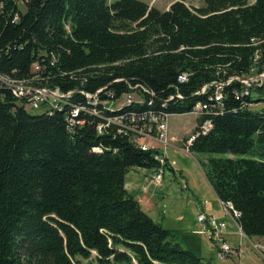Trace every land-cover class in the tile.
I'll list each match as a JSON object with an SVG mask.
<instances>
[{"label":"trees","instance_id":"obj_1","mask_svg":"<svg viewBox=\"0 0 264 264\" xmlns=\"http://www.w3.org/2000/svg\"><path fill=\"white\" fill-rule=\"evenodd\" d=\"M204 3L176 0L160 10L142 0H27L21 13L8 3L0 11V72L39 75L37 83L64 91L107 87L116 97L142 84L155 95L130 106L137 111L183 114L199 100L211 103L195 134L206 119L213 127L191 150L236 155L207 158V179L239 212L244 233L264 237V108L250 107L262 98L252 99L251 88L245 94L239 79L225 85L223 105L197 95L210 82L264 72V0ZM178 90L184 99L169 100ZM68 126L66 108L32 114L0 85V264H215L127 189L130 169L161 167L157 151L113 129L99 134L92 117Z\"/></svg>","mask_w":264,"mask_h":264},{"label":"built area","instance_id":"obj_2","mask_svg":"<svg viewBox=\"0 0 264 264\" xmlns=\"http://www.w3.org/2000/svg\"><path fill=\"white\" fill-rule=\"evenodd\" d=\"M8 1L7 3L0 1V11L6 4L12 3L16 5L18 12L21 13V4L25 5L27 2V0ZM14 18L15 21H18L20 14L17 13ZM34 67L37 68L34 69ZM33 69L35 71L39 70V64L35 63ZM39 77V75H34L33 79L15 78L0 72V85L6 86L18 102L26 108L40 109L46 106L47 109H44V112L50 114L66 108V119L70 129L82 127L88 122L90 117L95 118L99 134L108 133L109 130L113 129L118 134L128 136L142 150L157 151L156 158L160 161V166L166 164L167 157H165V154L176 141L175 136L170 133L169 117L171 113L151 109L137 111L130 108L133 104H145L147 98L144 94L149 93L153 96L155 95L154 91L147 89L142 84L130 85L131 91L125 92L119 97L114 96V91L107 87H101L95 92L85 89L64 91L60 87H50L37 83L36 81ZM189 77V72H183L179 76V81L186 82L189 80ZM233 79L230 78L228 83ZM211 86H215L216 89H212ZM224 86V82L213 81L205 84L198 94L204 96L208 94L210 101H220L223 99L224 90L222 87ZM76 93L81 95L82 98L75 100ZM135 93H138L140 97L136 96ZM248 93L246 91L245 94ZM173 99L183 100L184 95L178 90L177 94L169 100ZM152 103V100L149 101V104ZM217 103L220 104L219 102ZM167 104V102L164 103V105ZM211 105V103L205 100H199L195 104L193 112L199 115L211 114ZM209 123L210 121L206 120L202 125V132L204 134L209 130ZM193 139L194 137L189 139L188 144L191 145ZM96 150L99 151L101 148L97 147ZM161 150L163 151V155H161ZM163 178L164 172L162 167L155 169L153 175L146 177L143 190L148 191L151 186H161ZM184 187L186 188L187 186ZM218 204L223 214L229 216L236 223L239 212L234 208L233 204L223 200H219ZM198 220L207 227H210L212 239L215 240L216 244H221L218 251L219 258L225 259L228 256L240 255V249L234 248L226 240L228 223L224 218L216 216L211 212H202L199 214ZM238 227L242 229L239 225Z\"/></svg>","mask_w":264,"mask_h":264},{"label":"rangeland","instance_id":"obj_3","mask_svg":"<svg viewBox=\"0 0 264 264\" xmlns=\"http://www.w3.org/2000/svg\"><path fill=\"white\" fill-rule=\"evenodd\" d=\"M114 1L115 0H109V3H112ZM142 1H145L151 6H155L159 8L160 10H166L170 8V6L176 0H142ZM248 1L251 4V3H254L256 0H248ZM187 4L191 7H202L204 6L205 3H204V0H187ZM21 9L24 12L26 10V4L25 5L21 4ZM36 68L37 67H34V69ZM231 78L239 79L244 84V86L246 87L245 93L246 91L250 93V88H251L252 99H257L260 97L262 98L258 101H253V104L250 106L251 108L256 109V110H260L264 108V89L262 90L256 89L257 87L264 86V72L257 73V71L254 70V73L248 78L235 77V76H232ZM232 81L229 82V84L232 83ZM224 83L226 85L228 82H224ZM211 87L212 89H216L215 86H211ZM225 87L226 86L222 87L223 90L225 89ZM135 94L136 96L140 97L138 93H135ZM223 94L224 95H223L222 100L220 101L212 100V101L215 103L219 102L221 105H223L224 103L223 101L226 98L224 92ZM197 95L199 94L197 93ZM27 109L32 114H40L44 112V109H47V107L43 106L40 109H33V108H27ZM202 116L203 115L194 113L193 110L190 113L171 114V116L169 117V126H170L171 135L174 136L173 134L174 132L178 134L179 136L184 135V137H182L181 142H180L181 150L171 149L168 152L170 162L171 163L173 162L172 167L166 168L165 165L169 163L168 159H166V164L161 165L163 172H164L163 183L161 184V186H158V187L151 186L149 188V190L152 188L161 189L163 193L166 194L167 199L163 201V198H161V201H163L161 202V204L163 205L165 203V205L168 207L167 209H171V214H172V217L166 221L159 219L158 216L156 217L154 216L153 218L156 221L161 222L165 228L173 231L178 236V239H181V241H182V236L186 232V229H188L186 228L187 225H190V226L195 225L196 228H199L200 225L203 224L205 229H208L211 232L210 227H207L204 223L198 220V216L200 213L210 212L209 210L202 208L203 205L208 204V203L217 205V203H219V200H221L220 198L217 199L213 189L211 188V185L209 184L210 182L207 180L206 171H205L206 169L205 163H206L207 158L209 157H217V158L236 157V155L232 153H207L206 154V153H200V152H193L191 150V145L193 144L195 138L200 133H203L202 125L204 124V122L206 120L210 121V123L208 124L209 130L213 127L212 120L206 119L204 122L200 124V130L195 134V129L198 126V119L199 117H202ZM207 132H205V134ZM193 137L194 139H193L192 144L191 145L188 144L189 139ZM160 152H161V155H163V151L161 150ZM154 172L155 170L152 168L134 167L130 169V171L127 174L128 180H131V182L133 183L132 184L133 187H137V186H140L142 182L144 181L143 179L145 178L146 173L150 175V174H153ZM181 175H183V177L185 178L187 177L192 186V189L190 190L185 191L183 189V191L185 192L184 196H182V190L180 188V182H179V179L182 177ZM184 183L187 184V182H184ZM142 189H143V186H142ZM148 191H144V192H148ZM131 193L135 194L133 190ZM191 193L193 195L192 197H191ZM180 213L183 215L182 216L183 219H181V221L175 222L177 220V216H179ZM215 215L218 216L217 214ZM227 217L231 222H234L229 216ZM229 220L226 219V222L228 223V227L230 223ZM236 223H237V226L238 225L240 226L238 222V218L236 220ZM228 229H227V233H228ZM239 230L240 232H238V234L230 235L228 238L229 240L227 239V234H226V240L234 248L240 249V252H239L240 255L228 256L225 259L219 258L218 251H219V247L221 246V244L220 243L216 244L215 240L213 239H211L212 243H209L206 235H204L203 243L205 246V251H204L205 258L209 261H212L215 264H264V237H259V238L249 237L248 238L242 229L239 228ZM80 260H81V264H90L89 263L90 260H87L84 258H80ZM94 264H96V262Z\"/></svg>","mask_w":264,"mask_h":264},{"label":"crops","instance_id":"obj_4","mask_svg":"<svg viewBox=\"0 0 264 264\" xmlns=\"http://www.w3.org/2000/svg\"><path fill=\"white\" fill-rule=\"evenodd\" d=\"M173 134H174V136L176 135L175 136L176 141L174 142L173 146L171 148H169V150L165 154V157H167L169 165L171 167H172L173 162L172 163L170 162L168 152L171 149L172 150L173 149L174 150H181L180 142H181L182 137H184V135L179 136L175 132ZM151 175H153V174L148 175V173H146L145 178L143 179L144 181L142 182V184L140 186H137V187H133V185H132L133 183L131 182V180H128V175H127L126 176V187L130 192H132V190H133V192H135V194H133V195L140 201L143 209L145 211H147L152 217L158 216L159 219L166 221L172 217L171 209H167L168 207L165 205V203L163 205L161 204V202H163L165 199H167L166 194L163 193V191L161 189H158V188H152L148 192H144V190L142 189V186H143L144 182L146 181V176H151ZM181 176L182 177L179 179V182H180V188L182 190V196H184L185 192L183 191V189L185 191L190 190V189H192V186H191L187 177L185 178V177H183V175H181ZM184 182H187V184H185ZM184 186H187L186 187L187 189ZM211 188L213 189L212 186H211ZM213 191H214V189H213ZM214 193H215V191H214ZM215 195H216V193H215ZM192 196L193 195L191 193V197ZM216 197L218 199L217 195H216ZM161 198H163V201H161ZM201 206H202V204H201ZM202 208L207 209L210 212L217 214L218 216H221L222 218L224 217L225 220L226 219L229 220L228 217L223 214L218 203H217V205L212 204V203H208V204L203 205ZM182 216L183 215L180 213V215L177 216V220L175 222L181 221V219H183ZM229 222L230 223H229V227H228L229 229H228V233H227V239L229 238L230 235L238 234V232H240V230H239L237 224H235V222H231L230 220H229ZM186 228H188V229H186L185 234L182 236V242L188 243V245H186V246H189V247L191 246V248H193L196 252H198L200 255L205 257L204 256L205 246L203 243L204 235H206L209 243H212L211 232L208 229H205L203 224H201L199 228H196L195 225H193V226L187 225ZM257 238H259V237H257Z\"/></svg>","mask_w":264,"mask_h":264}]
</instances>
